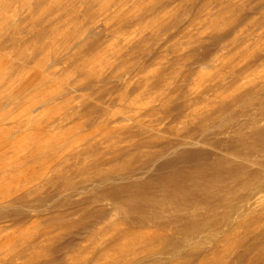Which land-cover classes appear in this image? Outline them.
Here are the masks:
<instances>
[{
  "label": "rangeland",
  "instance_id": "obj_1",
  "mask_svg": "<svg viewBox=\"0 0 264 264\" xmlns=\"http://www.w3.org/2000/svg\"><path fill=\"white\" fill-rule=\"evenodd\" d=\"M0 12V264H131L166 241L190 264L264 260V193L248 188H264V164L223 150L236 122L264 130V0H0ZM166 160L198 193L186 208L160 187L157 217L101 196ZM159 258L137 264L175 262Z\"/></svg>",
  "mask_w": 264,
  "mask_h": 264
},
{
  "label": "bare ground",
  "instance_id": "obj_2",
  "mask_svg": "<svg viewBox=\"0 0 264 264\" xmlns=\"http://www.w3.org/2000/svg\"><path fill=\"white\" fill-rule=\"evenodd\" d=\"M8 4V3H7ZM4 5V4H3ZM12 5V4H11ZM5 6V5H4ZM31 7V6H30ZM36 7V6H35ZM58 7V6H57ZM7 9V8H6ZM15 10V9H14ZM7 11V10H6ZM16 11V10H15ZM3 12V11H2ZM2 12H0V13H2ZM5 12V11H4ZM21 12V11H20ZM7 13V12H6ZM9 14V13H8ZM4 15V14H3ZM7 16V15H6ZM30 16V15H29ZM45 16H46V14H45ZM11 18V17H10ZM31 18V17H30ZM13 19V18H12ZM28 19V18H27ZM18 20V19H17ZM20 21V20H19ZM18 21V22H19ZM17 22V23H18ZM16 23V24H17ZM14 24V23H13ZM52 24V23H51ZM12 25V24H11ZM53 25V24H52ZM51 26V25H50ZM13 27V26H12ZM5 28V27H4ZM4 28H1V29H4ZM7 28V27H6ZM5 28V29H6ZM14 28V27H13ZM52 28V27H51ZM11 28H9V30H10ZM17 29V28H16ZM7 31V30H6ZM8 33V32H7ZM6 33V34H7ZM11 33H13V34H15L14 32H11ZM214 34V33H213ZM41 36H43V35H41ZM46 36V35H45ZM62 36V35H61ZM43 38V37H42ZM42 42H43V39H42ZM44 45H45V43H44ZM48 54V53H47ZM49 56V55H48ZM47 56V57H48ZM46 57V58H47ZM47 62V61H46ZM54 80V79H53ZM54 81H56V80H54ZM253 101V100H252ZM260 103V102H259ZM255 104H256V102H255ZM261 105V104H260ZM259 105V106H260ZM262 106H264V104H262ZM261 108V107H260ZM262 110V109H261ZM261 112H264V110H262ZM260 113V112H259ZM236 116V115H235ZM261 116V118L262 119H264V113H262V115H260ZM236 118V117H235ZM255 118V117H254ZM200 120V119H199ZM234 120V119H233ZM238 120V119H237ZM236 120V121H237ZM260 120V119H259ZM227 123V122H226ZM243 123V122H242ZM248 123H250V122H248ZM261 123V122H260ZM247 124V123H246ZM251 124V123H250ZM257 124V123H256ZM227 125V124H226ZM253 125V124H252ZM255 125V124H254ZM256 126V125H255ZM234 127L235 128H232L233 129V133H235V135H236V137H235V139L233 140V139H231L232 141H230V143L228 142H226V145L224 144L223 145V150H225L226 152H228V155H230V156H232V157H235V158H239L240 160L242 159V161H246V162H250V163H252V164H254V165H256V166H259V167H262V164H264V161H262V160H264V130H261L260 129V131H256V130H253V131H255V132H250V133H242V130L245 128V124H241V121H240V123L239 124H237V122H236V124L234 125ZM248 127V126H247ZM231 128V127H230ZM204 129V128H203ZM209 129V128H208ZM214 129V128H213ZM216 129V128H215ZM204 131V130H203ZM215 131H217V130H213V133L215 134ZM218 132V131H217ZM217 132H216V134H217ZM200 133V132H199ZM202 133H204V132H201V135L203 136V134ZM207 134L209 133L208 131L206 132ZM205 133V134H206ZM211 133H212V130H211ZM212 133V134H213ZM220 133V132H219ZM241 133H242V135H241ZM204 134V138H202V139H206L207 137L206 136H208L207 134L205 135ZM212 135L211 137H213V136H216V135ZM232 134V133H231ZM200 135V134H199ZM210 135V134H209ZM202 136H200V137H202ZM218 136V135H217ZM192 138V137H191ZM194 138V137H193ZM192 138V139H193ZM208 138H209V136H208ZM195 141L197 142V141H201V140H199L198 138H197V136L195 137ZM201 139V138H200ZM194 140V139H193ZM192 140V141H193ZM207 140V139H206ZM194 141V142H195ZM218 141V140H217ZM195 142V143H196ZM222 142V141H221ZM182 143V142H181ZM202 143V142H201ZM212 143V142H211ZM210 143V144H211ZM219 143H220V141H219ZM179 144V143H178ZM223 144V143H222ZM184 146V145H183ZM218 148H219V146L222 148V145L220 144H218V145H216ZM175 149H176V147H175ZM184 149V148H183ZM169 150V149H168ZM189 150V149H188ZM222 150V149H221ZM183 151V150H182ZM181 151V153H179V154H182V157H180V156H178V157H180V159L181 158H185V160H187L186 159V157L189 159L190 157H195L196 158V156H201V155H203L201 152H199V151H188V152H186V149H185V152L183 151L182 152ZM172 152V151H171ZM204 156V155H203ZM202 156V157H203ZM192 157V158H193ZM204 159H205V156L203 157ZM203 159V161H205ZM219 159H220V157H219ZM222 160H224L223 158H221ZM158 160H159V158H158ZM172 160V159H171ZM182 160V159H181ZM190 160V159H189ZM188 160V161H189ZM218 160V159H217ZM217 160H215V161H217ZM218 162H219V160H218ZM245 162V163H246ZM171 163H172V161H171ZM195 163H196V161H195ZM195 163H194V165H195ZM214 163V162H213ZM217 163V162H216ZM216 163H214L215 165H216ZM220 163H222L221 161H220ZM174 163H172V165H173ZM212 165V171H210V172H212V174H210V175H213L214 176V178H216L217 180L219 179V178H221V176L222 175H224V174H222L221 176L218 174L219 172H220V168H219V171L217 170V168H216V166L215 165ZM158 165V164H157ZM168 165H171L170 164V162L169 161H164V162H162L161 163V165L159 166V167H156L157 169H158V171L156 172V174H155V176H153L150 180H146V181H144L143 183H138L137 181L136 182H131V180L129 179V177L128 176H126V177H128V179L127 180H123V182L122 183H120V184H113L112 183V186H111V188L110 189H108V190H103L102 192H101V196L102 195H104V196H107L108 198H112V200L114 199L115 201H117L118 203L116 204V202L114 203L113 202V204H115L116 205V207L117 208H119L120 206H121V208H119V209H121L122 210V208H123V206L127 209V211L128 210H130L133 214L134 213H136L137 215L138 214H141V216L144 214L145 215V213H149V214H146V215H151V216H153V215H155L154 213H156V215H157V213H162L163 214V212H164V209H163V207L162 206H159L158 205V203L160 204V203H162L161 201H162V199H161V196L159 197H157L156 196V194H154L155 193V188L156 187H160V188H162V198H164L165 200L166 199H169V197L171 196V195H173L174 193H177V192H180V191H182V192H185V196H189V198L190 199H178V200H176V201H174V207H175V210H180V209H183V208H186V203L187 204H189V205H191L192 203H194L193 201L195 200L193 197L195 196V195H197L196 194V190L194 189V188H190L189 186L188 187H186L185 188V186H187V185H184L183 183H184V181H182L183 179L182 178H179L178 179V177H183V178H185L186 177V172L184 171V172H182V171H174L173 170V172H171V174L169 175V174H167L169 171H167V173L165 172V170L164 169H168L169 168V166ZM191 165V164H190ZM193 165V164H192ZM197 165H198V163H197ZM197 165H195V167L197 166ZM211 165V163L209 164L208 163V166H210ZM167 166V167H166ZM204 166V165H203ZM218 166H219V163H218ZM166 167V168H165ZM174 167V166H173ZM220 167H222V165H220ZM164 168V169H163ZM191 168V167H190ZM192 168H194L193 166H192ZM201 168V167H200ZM206 167H204L203 169H205ZM156 169V170H157ZM163 169V170H162ZM170 169V168H169ZM199 169V168H198ZM207 169V168H206ZM208 170H209V168H208ZM164 171V172H163ZM222 171V170H221ZM131 172V171H130ZM133 172V171H132ZM131 172V175H133V173ZM143 172H145V171H143ZM142 172V173H143ZM161 172H163V173H166L167 174V176H166V174H163V173H161ZM200 172V171H199ZM203 172V171H202ZM209 172V171H208ZM209 172V173H210ZM129 173V172H128ZM197 173V172H196ZM206 173V172H205ZM257 173H259V174H257L258 176L260 175V174H264V173H260V172H257ZM145 174H146V172H145ZM200 174V173H199ZM203 174V173H202ZM197 175H198V173H197ZM253 175H254V173H253ZM202 176V175H201ZM255 176H256V174H255ZM126 177H124V179H126ZM224 177V176H223ZM260 178H261V175L259 176ZM262 177H264V176H262ZM187 178V177H186ZM189 178V177H188ZM256 178H258V177H256ZM259 178V179H260ZM122 179H123V177H122ZM222 179V178H221ZM179 180H181V181H179ZM185 180V179H184ZM260 180H262V179H260ZM114 181H116V180H114ZM122 181V180H121ZM128 181H130V182H128ZM186 181V180H185ZM110 182H111V180H110ZM117 183V182H116ZM119 183V182H118ZM256 183V182H255ZM252 187V188H249V187ZM191 187H193V186H191ZM248 188L249 189H251V190H253V191H255L256 192V194H262V193H264V188H262L261 186H260V181H259V185L258 184H254L253 185V183H250L249 184V186H248ZM155 190V191H154ZM200 192V191H199ZM188 194V195H187ZM206 194H208V193H206ZM203 195H205V193L203 194ZM202 196V195H201ZM99 197H100V195H99ZM103 197V196H102ZM205 197V199L202 201V203H203V206H208L209 207V209H208V211L210 210V212H213L215 209H217V208H221V205H223V204H225V202H224V199H222V197H221V195L219 194V192L217 193V194H212L211 196H209V194L207 195V196H204ZM203 197V198H204ZM97 198V197H96ZM119 198H121L120 200H118ZM202 198V199H203ZM102 199V198H101ZM106 199V198H105ZM163 199V202H165V200ZM197 199V198H196ZM198 200H200V199H197V201L196 202H200V201H198ZM89 201H91V200H89ZM88 201V202H89ZM168 201H170V200H168ZM166 202H167V200H166ZM171 202V201H170ZM169 202V203H170ZM228 202V201H227ZM248 201H244V203H247ZM120 204V205H119ZM166 204V206H167V203H165ZM165 204H164V207H165ZM196 204V203H195ZM162 205V204H161ZM194 205V204H193ZM192 205V206H193ZM200 205V203L197 205V206H199ZM230 205V204H229ZM196 206V207H197ZM232 206V205H231ZM234 206V205H233ZM233 206L232 207H230L229 208V211L231 210V208L232 209H234L233 208ZM195 207V208H196ZM201 207H202V204H201ZM207 207V208H208ZM223 207V206H222ZM235 207V206H234ZM116 208V209H117ZM124 208V210H126ZM168 208V207H167ZM236 208V207H235ZM190 209V208H189ZM199 209V208H198ZM124 210H123V212H124ZM167 210V212H169L168 211V209H166ZM174 210V211H175ZM195 210V209H194ZM200 210V209H199ZM205 210V209H204ZM233 211V210H232ZM235 211V210H234ZM152 212V213H151ZM93 213V212H92ZM96 213V212H95ZM151 213V214H150ZM208 213V212H207ZM129 214H131V213H129ZM135 215V214H134ZM143 215V216H144ZM155 215V217H157ZM159 215V214H158ZM161 215V214H160ZM165 215H167V213H165ZM165 215H161V216H165ZM206 215V214H205ZM139 216V215H138ZM138 216H136V218L134 219V223L137 225H139V224H141L140 222H142L143 220H139L138 218ZM151 216H147L148 218L149 217H151ZM134 217V216H133ZM138 217V218H137ZM155 217H153V218H155ZM159 218H161L160 216H158ZM205 217H208V216H205ZM143 218H145V217H143ZM152 218V219H153ZM158 218V219H159ZM166 219H167V217H165ZM213 218V217H212ZM142 219V218H141ZM147 219V218H146ZM149 219H151V218H149ZM149 219H147V221L148 222H151L152 221V219L151 220H149ZM181 219V221L183 220L182 218H180ZM179 219V220H180ZM155 220V219H154ZM154 220H153V222H154ZM157 220V219H156ZM156 220H155V222H156ZM176 220V219H175ZM146 221V222H147ZM132 222V221H131ZM154 222V223H155ZM161 223H162V221H160ZM133 223V224H134ZM144 223V222H143ZM206 223V222H205ZM132 224V223H131ZM157 224V223H156ZM165 224V223H164ZM150 225H153V224H151L150 223ZM155 225V224H154ZM159 225V224H158ZM160 226V225H159ZM163 226V225H162ZM166 226V225H165ZM162 228V227H161ZM185 228V227H184ZM191 231H193V230H188V229H185V231L184 232H178V231H176L177 233H179V234H181V236H182V238H180V240H182V243H186L187 241H189V240H187L188 238H191L192 237V232ZM201 232H200V230L196 233V235L195 236H197L198 234H200ZM215 233V232H214ZM211 234V233H210ZM221 235V234H220ZM219 235V236H220ZM194 236V235H193ZM194 236V237H195ZM218 236V237H219ZM215 237V236H214ZM198 238V237H197ZM204 240V239H203ZM167 244H169V242H160V244L158 243V245H149V247L150 246H152V247H147V251L146 252H144V251H141L142 253H144V255L142 254V257L141 258H139V256H138V260H134V261H132V263L131 264H137V263H139L140 261H143V262H148V260L149 261H151L153 258H155V259H160L159 257H161V260L162 259H165L166 257L168 258H170L171 257V259L173 260V262H174V258H175V262H176V264H190V262L193 260V258H194V255L196 256V254H193L192 252H183V254L182 255H179L180 253H181V250L182 249H180V247H182L181 246V243H178V241H175V243L174 244H172L171 245V248L168 250V248H166L165 246L167 245ZM189 244V243H188ZM196 244V243H195ZM145 245V244H144ZM187 245V244H186ZM190 245H192V244H190ZM252 245V244H251ZM146 246V245H145ZM168 246V245H167ZM252 247V246H251ZM250 247V248H251ZM258 247H260V246H258ZM249 248V247H248ZM262 248V247H261ZM254 249V248H253ZM144 250V249H143ZM145 250H146V248H145ZM194 250V249H193ZM192 250V251H193ZM198 250V249H197ZM253 251V250H252ZM257 251H259V249L257 250ZM253 253V252H252ZM258 253V252H257ZM258 256H259V254H258ZM257 256V257H258ZM156 257H158V258H156ZM165 257V258H164ZM197 257V256H196ZM202 257V256H201ZM259 257H262V256H259ZM258 257V258H259ZM134 258V257H133ZM241 257L240 256H237L236 257V259L234 260V261H238V264H240V261H241V259H240ZM14 259V258H13ZM131 259V258H130ZM155 259H153V260H155ZM177 259V260H176ZM194 259H198V258H194ZM260 259V258H259ZM261 259H264V257H262ZM19 260V259H18ZM133 260V259H132ZM152 260V261H153ZM131 261V260H130ZM262 262L260 263V264H264V260H261ZM127 262H128V260H127ZM142 262V263H143ZM169 262H171V260L169 261ZM175 262H174V264H175ZM141 263V262H140ZM149 263V262H148ZM50 264V263H49ZM126 264V263H125ZM130 264V263H129ZM170 264V263H169ZM173 264V263H172ZM225 264H226V262H225ZM232 264V263H231Z\"/></svg>",
  "mask_w": 264,
  "mask_h": 264
}]
</instances>
